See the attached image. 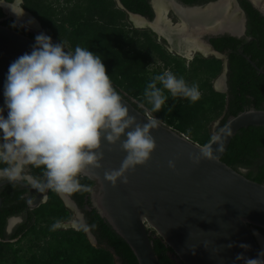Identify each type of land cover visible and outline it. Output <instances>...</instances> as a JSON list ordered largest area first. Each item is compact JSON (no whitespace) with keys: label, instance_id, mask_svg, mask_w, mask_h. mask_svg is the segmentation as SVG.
<instances>
[{"label":"water","instance_id":"1","mask_svg":"<svg viewBox=\"0 0 264 264\" xmlns=\"http://www.w3.org/2000/svg\"><path fill=\"white\" fill-rule=\"evenodd\" d=\"M223 1L186 5L173 0L179 8L191 11H205ZM117 2L126 9L121 0ZM152 3L155 11L153 19L126 10L131 19L134 15L152 23L157 17L154 0ZM232 4L234 10L230 8L226 18L224 15L212 18L205 23V29H194V35L208 46L211 53L223 54L211 45L206 36L230 34L244 37V10L238 0H232ZM174 11L181 20H186L176 8ZM236 13L241 15L240 19ZM11 18L28 31H35L14 16ZM226 19L240 22V31L224 27L222 23ZM34 44L35 38L0 23V107L5 106L4 85L10 64L21 55L31 53ZM245 56L264 74V69ZM227 71L228 59L219 79L226 82ZM121 96L130 114L139 123H147L149 114L137 108L124 95ZM4 114L7 115L6 108ZM250 125H264V109L251 108L230 117L209 143L200 145L162 122L151 133L157 143L151 159L129 170L126 174L130 181L128 184L118 181L115 187L105 179L104 173L118 170L127 153L122 150L120 142L110 145L104 141L102 167L89 170L96 182L94 205L128 242L139 264H161L153 247L151 229L162 236L185 264H244L243 260L236 259L238 254L264 260L259 256L264 251V236L256 228H264V183L247 177L222 159L234 135ZM169 161L175 162V168L169 166ZM229 244L233 247H227ZM240 244L250 247L244 249L239 247Z\"/></svg>","mask_w":264,"mask_h":264},{"label":"clouds","instance_id":"2","mask_svg":"<svg viewBox=\"0 0 264 264\" xmlns=\"http://www.w3.org/2000/svg\"><path fill=\"white\" fill-rule=\"evenodd\" d=\"M0 7L18 18L25 15L23 0H0ZM166 93L173 100L184 98L192 103L202 95L199 85L165 71L144 89L151 105L145 112L161 111L169 99ZM4 105L0 107V164L5 166L0 167V182H26L56 193L86 187L81 177L91 179L89 170L102 167L105 140L110 145L120 142L127 153L118 170L104 173L105 179L114 187L118 181L128 184L129 170L151 159L157 148L151 133L162 123L152 115H147V123H139L130 114L100 55L81 46L66 50L63 41L53 43L44 33L36 35L31 53L10 64ZM29 166L43 169V183L30 174ZM169 166L175 168V162L169 161ZM239 247L248 249L250 245ZM259 256L264 257V251ZM236 259L244 264H264V260L242 254Z\"/></svg>","mask_w":264,"mask_h":264},{"label":"trees","instance_id":"3","mask_svg":"<svg viewBox=\"0 0 264 264\" xmlns=\"http://www.w3.org/2000/svg\"><path fill=\"white\" fill-rule=\"evenodd\" d=\"M45 1L26 0L27 7L44 23L48 20L47 15L53 16L54 13L46 9L51 5H46ZM181 1L186 4H205L210 0ZM240 1L247 13V37L238 38L230 34H223L210 38L213 46L218 51L226 53L229 60L228 75L231 85L229 100L226 93L216 91L212 86L209 88L225 113L218 132L230 117L251 108L264 109V74L259 72L245 56L250 57L258 67L264 69V16L249 0ZM121 2L126 9L132 12L146 15L149 18L154 16L150 0H121ZM60 3L62 6L60 18L55 19L53 22L55 28L50 29L48 34L53 43L63 41L66 50H74L78 46L81 36L89 37L91 46L84 47L101 56L113 86L137 108L145 112L146 107L140 108L141 103L134 97L142 96L144 93L145 88L142 86L147 84L145 68L152 60L153 55L161 51L158 43L145 31L138 33L139 30L133 29V34H131V31L126 29V24L123 25L122 22L127 19L128 12L118 5L117 0H56V4ZM0 23L33 38L39 34L28 31L12 18L1 20ZM65 25H68L67 31ZM69 27L70 30H68ZM65 34H68L67 40L63 39ZM248 37L251 40H248ZM67 44H71L69 49L66 48ZM140 64L142 65L137 75L139 70L137 68ZM202 99L201 95L200 100ZM175 100L180 104L191 103L184 98ZM173 102L174 100L171 98L169 105L173 106ZM179 110L181 107L174 105L170 113L178 115ZM166 111L164 106L158 113L163 117H168ZM202 118H204V114L196 115L192 122L196 124ZM180 126L181 130H184L185 126ZM222 159L247 177L264 183V125H250L240 129L232 138ZM84 180L86 187L82 189L80 199L83 207L84 195L87 193L88 187L93 184L89 178L85 177ZM48 207L50 216L48 229L38 234L36 230L33 232L41 243L36 246L37 252H33L31 257L26 259V264H74L72 259L79 256H85V264H107L104 259L107 255L103 253L106 250L117 256L121 264H139L128 242L95 208L92 211L86 210V214L96 241L100 246H103L101 251L90 247L91 244L84 226L80 229L54 227L56 220H69L71 216L68 208L62 204L57 195L51 199ZM41 227L43 228V226ZM256 228L264 233L263 227ZM68 239H73V241L71 240L68 244ZM151 240L161 264H185L162 236L152 229ZM84 244H86L87 250L84 249ZM9 245V242L0 241V264H17L19 261V250L13 249L12 253ZM89 247L90 249H88Z\"/></svg>","mask_w":264,"mask_h":264},{"label":"rangeland","instance_id":"4","mask_svg":"<svg viewBox=\"0 0 264 264\" xmlns=\"http://www.w3.org/2000/svg\"><path fill=\"white\" fill-rule=\"evenodd\" d=\"M46 5H51L50 8H46L50 12H54L53 16L47 15V22L44 23L39 16H37L33 11H31L27 5L26 0H23V8L24 10L28 11L35 19L38 20L41 24L39 25L37 21V27L31 28L35 29L37 33H44L46 35L49 34L50 29H54L55 25L53 22L55 19L60 18V10L62 9L61 3L56 4V0H46ZM45 9V10H46ZM9 15L4 9V7H0V20H3ZM168 16L174 21L178 22L181 19L174 13L173 10H170L168 12ZM240 14H238V17L240 18ZM123 25L126 24V29H129L131 31V34H133V29L139 30L138 33L141 32H147L149 35L152 36L153 40L158 43L159 47L161 48V51L157 54H154L152 57V60L148 63V66L145 68L146 71V77H147V83L158 74H162L165 71H171L174 73L177 77H183L190 85L195 83L199 85V89L201 91L202 100H199L196 103H189V104H180L179 102H176L174 100L175 106L181 107V110L178 111V115H174L173 112H168V108L172 107L169 105V100L172 98L170 94L166 93L169 96L168 101L165 104V109L167 110L166 113L169 115L168 117L161 116L158 112L157 113H150L149 115L155 116L157 119H160L164 124L167 126H170L178 131H182L185 135L190 137L193 141L197 142L200 145H206L209 143L218 133V127L221 124V121L224 118V109L221 106L220 103H218L215 100V97H213L212 93L209 91L210 86H212L216 91H219L221 93H224L222 88L217 87V81L220 78V75L224 71L225 67V61L226 56L225 55H217L215 53H208L205 54L202 51H197L191 58H187L181 54H179L177 51H174L173 49H170V45L167 43L166 40H164L162 37H160L157 33H155L150 26L147 24L141 26L137 25L135 22L132 21V19L127 16V19L123 20ZM78 24V23H77ZM79 25V24H78ZM68 25H65L66 31H67ZM70 30V27L69 29ZM68 34H65L63 36L64 40H67ZM59 41V40H58ZM69 42H72V40H69ZM86 45L91 46V41L89 37H80L78 46L84 47ZM71 47V44H67L66 48L69 49ZM85 48V47H84ZM142 64L138 66L137 69V75L140 71V67ZM147 85V84H146ZM142 86V87H146ZM207 85V87H206ZM134 99L141 104H144L146 109H150L151 105L147 103L146 98L144 95L134 97ZM188 101V100H187ZM183 106V107H182ZM204 118H202L200 121H197L196 124H194L192 121L195 119L196 115H203ZM184 125V130H181V126ZM67 225L69 223H66ZM64 224V225H66ZM62 226H57L63 227ZM66 228H74L77 229V225L75 227L72 226V224H69L71 226ZM56 227V226H54ZM82 225L80 224V228ZM261 232V231H260ZM261 234L264 236V233L261 232ZM88 235V233H87ZM30 238V236L28 237ZM88 239L91 244V248L102 250L99 243L94 240L90 235H88ZM29 240V239H28ZM73 241V239H68L67 243L69 244L70 241ZM77 242V241H76ZM10 250L13 253V242H9ZM41 241L31 243L33 246L29 249L26 248V245L29 244V242L25 241L21 243L22 251L19 250V261L17 264H26V259L28 257H31V254L34 252H37L36 245H40ZM79 245L80 243L77 242ZM84 249L87 250L86 244L83 245ZM90 247L88 249H90ZM105 249V248H104ZM82 252L84 250L81 248ZM106 250V249H105ZM89 252V250H88ZM109 254H107V253ZM103 253L107 255L105 261L107 264H121L118 257L115 256L113 253H111L109 250H106ZM33 257V256H32ZM85 256H79L78 258H74L73 263L74 264H85Z\"/></svg>","mask_w":264,"mask_h":264},{"label":"flooded vegetation","instance_id":"5","mask_svg":"<svg viewBox=\"0 0 264 264\" xmlns=\"http://www.w3.org/2000/svg\"><path fill=\"white\" fill-rule=\"evenodd\" d=\"M152 1L153 0H150V3H151V6L153 8ZM178 1L183 3V4H186V3L182 2L181 0H178ZM212 1H216V0H210L207 3L212 2ZM249 1L264 16V8L262 7L264 0H256V1L255 0H249ZM238 2L240 4L241 8L244 10V16L246 19V21H245L246 22V32H247V21H248L247 13L241 4V1L238 0ZM207 3H205V4H207ZM186 5H195V4H186ZM200 5H204V4H200ZM170 10H173V9L170 8ZM5 11H6V9H5ZM153 11H154V8H153ZM6 12L9 13L8 11H6ZM174 13H175V11H174ZM9 15L10 16L9 17L7 16L6 18H11V16H13L10 13H9ZM144 16H146V15H144ZM129 17H130V15H129ZM146 17H148V16H146ZM154 17H155V11H154V16L150 19H153ZM6 18H4V19H6ZM170 20H172V19L170 18ZM132 21H133V19H132ZM172 22L174 24L177 23V22H174L173 20H172ZM30 32H33V31H30ZM246 32L244 34V37H247ZM34 33H37V32L34 31ZM162 35L165 36L163 33H160L159 36L162 37L164 40H166ZM214 36H219V35H214ZM211 37H213V36H211ZM211 37L206 36L205 38L211 43V41H210ZM248 40H251V38L248 37ZM167 43H168V41H167ZM169 45H170V49H172L171 43ZM211 45L213 46L212 43H211ZM193 48H195V47H193ZM174 51H176V50H174ZM197 51H201V50H197ZM178 53L183 55V56L185 55V54L180 53V52H178ZM221 53H223V52H221ZM223 55H225L226 59H228L226 53H223ZM228 72H229V60H228L227 76L225 79L226 82L222 81L221 79H219V81H217V87L222 88L224 93L227 94V97L229 100V93L231 90V85L229 83ZM219 82H220V84H219ZM4 166L5 165L0 164V167H4ZM29 169H30V174L32 176L36 177V179L38 181H40L41 183L44 182L45 178L43 177V174H42L43 169L35 168V167H31V166H29ZM85 177L88 178V176L81 177V184L82 185H84ZM90 180L93 181V184L90 187H88L87 193L84 195V197H85V198H83L84 207L82 206L81 201H80L83 188L79 191L65 194V193H56V192L52 191L51 189H47V188L41 189L38 187H34L33 185L28 184L26 182H16L14 184L6 182V181L0 182V241H2V242H13V249L15 251L16 250L22 251L23 247L21 246V243H23L25 241L29 242V244L26 245L27 249H29L32 246L31 243L39 241L33 232L36 230V232L38 234V233L43 232L44 230L48 229L49 218H50L49 212H48V209H49L48 206H49V202L51 201V199L55 195H57L58 198L61 199L62 204L66 208H68V211H69L71 216H70L69 220H56L54 222V226H56V227L58 225L63 226L64 224L69 223V224H72L73 227H75L77 225L78 226L77 229H80V224H81L82 226L85 227L87 233L90 232L95 237V235L93 234V232L91 230V227L88 224V216L86 214V210L92 211V209L95 208L98 211V209L94 205V191L96 190V184H95L96 182L92 178ZM84 189H85V187H84ZM66 225H64V228H66ZM68 225H67V227L71 226V225H69V226ZM41 226H43V228ZM88 235H89V233H88ZM29 236H30V238H28ZM95 240H96V237H95Z\"/></svg>","mask_w":264,"mask_h":264},{"label":"bare ground","instance_id":"6","mask_svg":"<svg viewBox=\"0 0 264 264\" xmlns=\"http://www.w3.org/2000/svg\"><path fill=\"white\" fill-rule=\"evenodd\" d=\"M154 3L157 9V17L154 22H146L140 17L134 15L132 16L133 21L137 25L141 26L147 24L148 26L156 29L159 34L163 33L171 41L172 49L185 54L184 56H186L187 58H191L197 50H201L205 54H208L210 52L208 46L203 43L198 37H196V35H194V29H205V23L207 22V20L209 21L212 18L218 17L221 18L222 15H224L226 18L229 14V9L231 8L232 11L234 10L232 0H225L221 3L209 7L205 11H191L179 8L173 2V0H155ZM262 7L264 8V3ZM170 8L173 10H175L176 8L179 14L186 20H180L179 22L174 24L172 20H170V18L168 17V12L170 11ZM5 9L17 20L27 24L29 28L37 27L36 19L28 11L24 10L25 15L23 17L18 18L9 9ZM236 15L238 17V13H236ZM226 20L222 23L224 27L240 31V22H232ZM209 29L212 30L213 28Z\"/></svg>","mask_w":264,"mask_h":264}]
</instances>
